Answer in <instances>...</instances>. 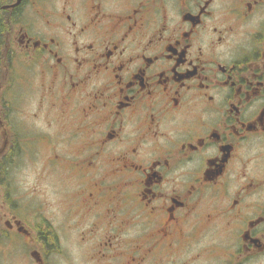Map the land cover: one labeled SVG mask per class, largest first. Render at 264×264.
<instances>
[{
  "label": "flooded vegetation",
  "instance_id": "obj_1",
  "mask_svg": "<svg viewBox=\"0 0 264 264\" xmlns=\"http://www.w3.org/2000/svg\"><path fill=\"white\" fill-rule=\"evenodd\" d=\"M44 7L0 0L5 261L264 264V0Z\"/></svg>",
  "mask_w": 264,
  "mask_h": 264
},
{
  "label": "rangeland",
  "instance_id": "obj_2",
  "mask_svg": "<svg viewBox=\"0 0 264 264\" xmlns=\"http://www.w3.org/2000/svg\"><path fill=\"white\" fill-rule=\"evenodd\" d=\"M59 0H41V4L43 6H45L44 8L49 9L52 8L54 6L55 3H57ZM31 105H29L28 110L26 111V114L28 115L31 112ZM20 171L19 173V181L20 183H24V186H27L29 183L32 184L34 182H40V191L38 192L39 197L46 201V202H50V203H55L52 204L53 206H60L61 201H62V195H58V192H53L51 191L46 183H49L50 180V175H47L45 179H38L36 176V170L37 167L35 166V163H33L32 161H26L24 167L22 166V168L19 167L18 171ZM1 194H0V202H1ZM60 202V203H59ZM77 231H74L73 234H76ZM2 249H3V245H2ZM8 259L4 254L0 253V264H16L15 261L14 262H10L7 263L5 261V258ZM9 260V259H8Z\"/></svg>",
  "mask_w": 264,
  "mask_h": 264
}]
</instances>
